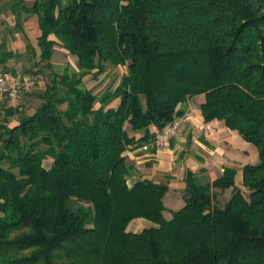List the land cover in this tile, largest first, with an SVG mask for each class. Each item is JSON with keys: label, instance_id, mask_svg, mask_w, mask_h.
I'll return each mask as SVG.
<instances>
[{"label": "trees", "instance_id": "obj_1", "mask_svg": "<svg viewBox=\"0 0 264 264\" xmlns=\"http://www.w3.org/2000/svg\"><path fill=\"white\" fill-rule=\"evenodd\" d=\"M1 4L38 35L20 73L0 42V68L35 80L0 113V264H264V0ZM55 47L73 68L53 70ZM196 96L203 121L236 131L258 162L238 185L233 167L205 182L186 172L167 219L168 183L128 154ZM139 219L150 226L130 231Z\"/></svg>", "mask_w": 264, "mask_h": 264}, {"label": "rangeland", "instance_id": "obj_2", "mask_svg": "<svg viewBox=\"0 0 264 264\" xmlns=\"http://www.w3.org/2000/svg\"><path fill=\"white\" fill-rule=\"evenodd\" d=\"M33 1L34 0H27L25 1V5L31 6ZM3 8L4 6L2 7V4H1L0 12L4 13L5 8L4 9ZM24 17H25V14L23 13L22 19ZM29 18H30V21L27 20L29 21L28 26H27L28 28L27 31H29L28 33L29 37L27 36L25 38L23 37L24 36L23 26H16V20L13 16H11V14L9 18H7L9 21H5V20L3 21L4 25L2 27L3 28L2 33L4 35V38H0V42L4 40V44L6 46L4 50H7L8 52H10L11 56L13 57V59H11L9 64L10 65L14 64V66L17 69H19V73H20V70H22V68L24 67L28 68L32 65V64L30 65V63L27 62L28 60L25 56H26V53H28L29 55L31 54L29 53V51H27V48L29 49L30 45L31 46L36 45V37L38 35L36 19L34 17H29ZM12 32L18 34L17 39L12 37L13 35ZM61 52L63 51H60L58 48L56 51L53 50V57L51 59V66L53 70L57 73H62L64 69L67 67L73 68L75 66V59L72 56L66 53H61ZM101 77H103V75ZM39 83L42 85L43 81L39 79ZM84 83L88 87L95 86L94 81H92L89 78L85 79ZM4 99L5 98L0 95V113L5 104ZM202 100H203L202 96H196L192 99L193 103H191V106H193L192 111L195 114H197V111H199L198 106ZM34 105L35 103L32 106L34 107ZM0 121H1V115H0ZM14 123L15 121H11L10 125ZM208 135H209L208 140L211 142V144L215 148L214 156L209 162V165H210L209 174L216 173L217 171H219L222 164L226 166H235L240 169L246 164H256L258 162V155H257L256 148L248 141H245L236 131L226 130L224 128H221V122L219 120H212L209 122ZM171 145L172 144H170V147ZM190 145H188L185 148L187 151H189V148L192 149ZM220 148L224 152H222ZM173 172H176L175 167L172 169V173ZM212 178L213 176L203 175L201 176L200 180L202 182H205V179H212ZM160 181L166 183L167 179L163 177V179H160ZM240 183H241V171L238 170L236 178H235V184L238 185ZM230 193H231L230 189L222 193L218 198L220 203L226 202V200L230 196ZM170 196L168 198L166 197L163 201L164 205L168 209L165 212V216L167 219L170 218L171 216L170 210L174 211L178 209L180 205H182V202L178 199V195L177 196L172 195L171 197ZM179 201H180V204H179ZM142 222L144 224V227L150 226L149 225L150 223L148 221L143 220ZM138 224L139 223L137 222V224L133 228L137 229L139 226Z\"/></svg>", "mask_w": 264, "mask_h": 264}, {"label": "crops", "instance_id": "obj_3", "mask_svg": "<svg viewBox=\"0 0 264 264\" xmlns=\"http://www.w3.org/2000/svg\"><path fill=\"white\" fill-rule=\"evenodd\" d=\"M10 14L11 13L9 11L5 14L0 12V37L4 36L2 33V27L4 25L3 21H9L7 18H9ZM28 20L30 21V19ZM29 21L22 22L21 24L24 29V36L22 35L24 38L27 37L29 33V31H27ZM12 34V37L17 39L18 34L14 32H12ZM57 48L58 47H55L54 50L56 51ZM58 49L63 51L61 53L67 54L65 50L61 48ZM191 103H193L192 100L189 104L183 105L182 107L185 109V114L175 119V122L178 124V128L172 138V145L170 148L159 149L153 152H142L138 149L128 154L130 160L133 161L137 167H139L140 174H142L143 177L151 178L156 181H160L163 177L167 179L166 182L168 183V191L164 196L163 201L171 194V196L178 195V199L182 202L181 193L184 188L183 177L188 171L193 172L196 175H210L213 176V178H216L226 167H233L238 170L241 169L235 166H226L222 164L219 171L209 174V162L215 152V148L208 140L209 122L205 123L203 121L200 110L197 111V114L192 111L193 106H191ZM221 128L228 130L223 127L222 123ZM187 144H191L190 146L192 149L189 148V151L185 149L188 146ZM222 152L224 151L222 150ZM174 167L176 172L173 173L175 174L172 173V169ZM142 221L143 220L140 219L133 221L129 225V230L132 232H140V230L146 228L144 227ZM137 222L139 223V226L137 229H134L133 227L137 224Z\"/></svg>", "mask_w": 264, "mask_h": 264}, {"label": "built area", "instance_id": "obj_4", "mask_svg": "<svg viewBox=\"0 0 264 264\" xmlns=\"http://www.w3.org/2000/svg\"><path fill=\"white\" fill-rule=\"evenodd\" d=\"M35 86V80L28 75L11 74L0 68V95L3 96L9 107H16L23 95L29 93ZM178 124L172 122L161 132L156 134L154 140L142 145L139 150L148 152L169 148L171 140L177 132Z\"/></svg>", "mask_w": 264, "mask_h": 264}]
</instances>
